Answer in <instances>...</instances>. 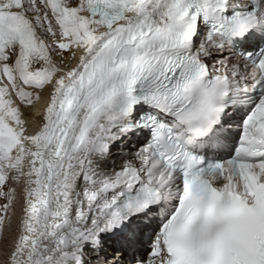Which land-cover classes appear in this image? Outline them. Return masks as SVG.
Instances as JSON below:
<instances>
[{"label":"snow or ice","instance_id":"1","mask_svg":"<svg viewBox=\"0 0 264 264\" xmlns=\"http://www.w3.org/2000/svg\"><path fill=\"white\" fill-rule=\"evenodd\" d=\"M0 264H264V0H0Z\"/></svg>","mask_w":264,"mask_h":264}]
</instances>
